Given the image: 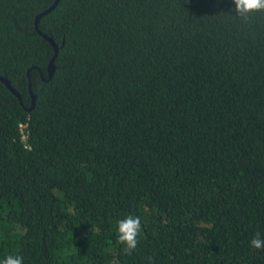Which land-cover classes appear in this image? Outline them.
I'll return each mask as SVG.
<instances>
[{
  "label": "trees",
  "instance_id": "trees-1",
  "mask_svg": "<svg viewBox=\"0 0 264 264\" xmlns=\"http://www.w3.org/2000/svg\"><path fill=\"white\" fill-rule=\"evenodd\" d=\"M54 1L0 0V264H264V13L59 0L47 80Z\"/></svg>",
  "mask_w": 264,
  "mask_h": 264
},
{
  "label": "clouds",
  "instance_id": "clouds-1",
  "mask_svg": "<svg viewBox=\"0 0 264 264\" xmlns=\"http://www.w3.org/2000/svg\"><path fill=\"white\" fill-rule=\"evenodd\" d=\"M234 5L230 11L233 16L242 22H247L257 13H264V0H231ZM117 243L123 246L125 254L131 255L137 248L142 234L141 218L128 215L117 221ZM250 246L255 250L264 249V238L257 234L251 241ZM2 264H23V257L19 255H7Z\"/></svg>",
  "mask_w": 264,
  "mask_h": 264
},
{
  "label": "water",
  "instance_id": "water-1",
  "mask_svg": "<svg viewBox=\"0 0 264 264\" xmlns=\"http://www.w3.org/2000/svg\"><path fill=\"white\" fill-rule=\"evenodd\" d=\"M58 1L59 0H55L54 3L47 10H45L42 13H40L36 17L35 22H34V28L37 30V32L39 33V35L41 37H43L45 40H47L53 46V50H54V55L51 58V60H50V62L48 64V67H47V76H48V79L47 80H51V78H52V76L54 74V61H55V59L57 57V54H58V48H57V46L53 43V41L50 38H48L46 35H44L43 33H41L38 30V23H39V20L42 17H44L45 15H47L48 13H50L56 7ZM0 82H2L3 85H5L7 87V89L18 99L19 104L21 106H23L22 99H21L19 93L10 85V82L8 80H6L5 78H2V77H0ZM29 92H30V95H31V106L27 110L28 111H31L33 109V107H34L35 96L31 92V84H30V81H29Z\"/></svg>",
  "mask_w": 264,
  "mask_h": 264
},
{
  "label": "built area",
  "instance_id": "built-area-1",
  "mask_svg": "<svg viewBox=\"0 0 264 264\" xmlns=\"http://www.w3.org/2000/svg\"><path fill=\"white\" fill-rule=\"evenodd\" d=\"M20 128V133H21V141L26 144V147H27V132H25V125H20L19 126Z\"/></svg>",
  "mask_w": 264,
  "mask_h": 264
}]
</instances>
